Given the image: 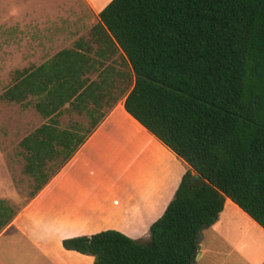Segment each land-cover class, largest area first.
I'll use <instances>...</instances> for the list:
<instances>
[{"label": "trees", "instance_id": "16d2710c", "mask_svg": "<svg viewBox=\"0 0 264 264\" xmlns=\"http://www.w3.org/2000/svg\"><path fill=\"white\" fill-rule=\"evenodd\" d=\"M99 18V42L122 50L134 72L125 110L189 169L149 242L106 230L63 248L93 264H195L227 198L264 229V0H112ZM35 76L21 73L2 99L57 94ZM90 135L50 120L22 140L36 193L50 180L48 162L61 159L60 170ZM14 216L0 201V231Z\"/></svg>", "mask_w": 264, "mask_h": 264}, {"label": "crops", "instance_id": "0c3cea01", "mask_svg": "<svg viewBox=\"0 0 264 264\" xmlns=\"http://www.w3.org/2000/svg\"><path fill=\"white\" fill-rule=\"evenodd\" d=\"M111 1L0 0V12L20 23L17 36L32 55L27 61L33 65L16 80L33 71L35 86L57 88L49 98L30 96L19 105L34 101L40 127L55 120L60 130L91 133L42 190L13 209L15 216L0 231V264H93V257L67 251L62 242L106 230L149 242L150 226L189 169L125 110L135 81L132 67L122 50L107 49L93 31ZM77 89L65 99L64 92ZM6 125L0 113V129ZM8 194V182L0 178V201ZM234 234L239 241L233 242ZM251 253L264 264V229L227 198L216 223L201 233L196 261L232 264L236 255L251 264Z\"/></svg>", "mask_w": 264, "mask_h": 264}, {"label": "rangeland", "instance_id": "374dc122", "mask_svg": "<svg viewBox=\"0 0 264 264\" xmlns=\"http://www.w3.org/2000/svg\"><path fill=\"white\" fill-rule=\"evenodd\" d=\"M1 9L0 6V11ZM18 25L20 23L13 15L0 12V113L7 118L4 131L0 129V178L4 177L7 180L10 189L9 196L2 200L15 210L27 204L37 191L35 178L25 172L27 153L20 143L41 125L39 119L35 118L33 100H30L29 104L19 105L2 99L4 92L16 82L19 71L33 65L27 61L32 55L24 52L23 39L17 36ZM61 163V159L48 162L45 175L48 177L54 175ZM232 240L237 242L240 236L234 234ZM243 243L248 244V240ZM235 256L232 257V264H241ZM247 256L254 258L251 259V264L260 263L258 254L251 253ZM195 264H198L197 261Z\"/></svg>", "mask_w": 264, "mask_h": 264}, {"label": "water", "instance_id": "95a60500", "mask_svg": "<svg viewBox=\"0 0 264 264\" xmlns=\"http://www.w3.org/2000/svg\"><path fill=\"white\" fill-rule=\"evenodd\" d=\"M193 180L197 184L202 181V178L199 175H194Z\"/></svg>", "mask_w": 264, "mask_h": 264}]
</instances>
